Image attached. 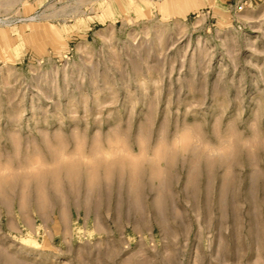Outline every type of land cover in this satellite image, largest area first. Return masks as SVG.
Here are the masks:
<instances>
[{"label": "rangeland", "instance_id": "374dc122", "mask_svg": "<svg viewBox=\"0 0 264 264\" xmlns=\"http://www.w3.org/2000/svg\"><path fill=\"white\" fill-rule=\"evenodd\" d=\"M0 264H264V0H0Z\"/></svg>", "mask_w": 264, "mask_h": 264}]
</instances>
